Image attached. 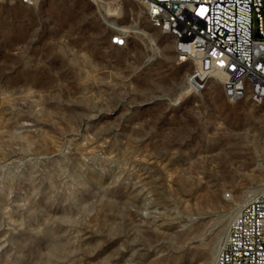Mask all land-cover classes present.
<instances>
[{
  "label": "rangeland",
  "instance_id": "374dc122",
  "mask_svg": "<svg viewBox=\"0 0 264 264\" xmlns=\"http://www.w3.org/2000/svg\"><path fill=\"white\" fill-rule=\"evenodd\" d=\"M195 67L143 0H0V264H213L264 187V101Z\"/></svg>",
  "mask_w": 264,
  "mask_h": 264
},
{
  "label": "built area",
  "instance_id": "2783aa9c",
  "mask_svg": "<svg viewBox=\"0 0 264 264\" xmlns=\"http://www.w3.org/2000/svg\"><path fill=\"white\" fill-rule=\"evenodd\" d=\"M143 1L148 20L163 21L164 32L178 34L179 63L198 60L199 78L187 73L193 92L202 78L216 76L228 100L264 101V0ZM128 35L114 36L115 44L125 46ZM213 264H264V187L239 207Z\"/></svg>",
  "mask_w": 264,
  "mask_h": 264
},
{
  "label": "bare ground",
  "instance_id": "6f19581e",
  "mask_svg": "<svg viewBox=\"0 0 264 264\" xmlns=\"http://www.w3.org/2000/svg\"><path fill=\"white\" fill-rule=\"evenodd\" d=\"M20 1H22L25 4H29L28 0H20ZM152 23L154 24V21H152ZM154 26L156 28H158L159 30H161L162 33L168 34V35H171L172 36L173 41H174L175 50L177 52V49H178V34L175 33L174 30H165V32H164V22L163 21H156ZM133 31L134 32H137V33H144L141 29H134ZM116 36H120V32L117 33ZM127 41H128V36H126V43H127ZM113 43H115V37H113ZM188 60L195 61L197 63V67H195L191 71V77L192 78H199V76H200V69H199L198 60H196V57H185L184 60H182V61H188ZM211 77H214L217 80L221 81V78H218L216 76H207V77H204V78H202V81L201 82L197 83V92H201V91L205 90L208 87L209 82L212 79ZM223 89H224V93H225V83H223Z\"/></svg>",
  "mask_w": 264,
  "mask_h": 264
},
{
  "label": "snow or ice",
  "instance_id": "6c2138e0",
  "mask_svg": "<svg viewBox=\"0 0 264 264\" xmlns=\"http://www.w3.org/2000/svg\"><path fill=\"white\" fill-rule=\"evenodd\" d=\"M118 42L122 43V41H118Z\"/></svg>",
  "mask_w": 264,
  "mask_h": 264
},
{
  "label": "crops",
  "instance_id": "0c3cea01",
  "mask_svg": "<svg viewBox=\"0 0 264 264\" xmlns=\"http://www.w3.org/2000/svg\"><path fill=\"white\" fill-rule=\"evenodd\" d=\"M225 94V93H224Z\"/></svg>",
  "mask_w": 264,
  "mask_h": 264
}]
</instances>
